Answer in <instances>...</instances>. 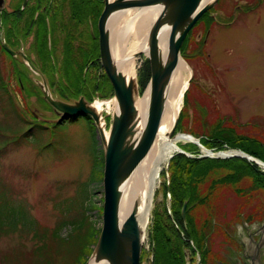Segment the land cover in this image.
I'll return each instance as SVG.
<instances>
[{
  "label": "rangeland",
  "instance_id": "rangeland-1",
  "mask_svg": "<svg viewBox=\"0 0 264 264\" xmlns=\"http://www.w3.org/2000/svg\"><path fill=\"white\" fill-rule=\"evenodd\" d=\"M133 9L136 8L127 9L125 12ZM210 10L213 20L208 24L204 19L197 20L198 24L189 37L190 43L181 54L189 67L188 75L192 74L186 89V103L184 105L183 97L181 106V109L184 106L182 127L191 128L196 134L206 135L213 124L223 120L225 127H233L239 134L253 135L264 142V0H217ZM0 39L4 41L3 29H0ZM30 40L28 37L20 46L25 52L31 50L28 48ZM56 49L59 58L61 46L57 44ZM42 54L46 55L45 51L40 52V57ZM65 54L63 66L57 64L50 70H44L42 64L40 67L34 66L44 77L54 97L69 102L80 96H84L91 103L100 101L103 104L101 115L104 128L108 131L110 116L114 112V96L109 79L108 84L104 79L107 75L102 67V75L98 66L83 69V73L86 70L84 84L77 89L73 84L78 83L83 74L78 77L79 68L71 66L68 52ZM31 55L35 61L38 59L32 53ZM136 58L135 80L138 83L147 57L141 52L136 54ZM22 62L19 56L10 57L0 50V76L7 89L6 93L0 91V148L4 149L0 152V191H5L14 201L26 206L41 225L52 228L61 217L55 203L74 198L82 183L85 187L84 182L91 173L94 151L88 134V123L83 118L74 123L68 122L63 133L55 138L47 134L39 138H16L26 127L15 117L13 111L17 108L26 121L33 122L36 119L46 128L51 127L58 119V115L43 99L41 90L34 83L33 79L41 81V77ZM95 84L99 86L94 87ZM96 132L98 145L102 149L99 133ZM178 145L187 150L191 148L186 140L178 141ZM229 150L231 149H226L225 152ZM190 151L194 152H188L189 154L198 153L199 156L219 155L198 145ZM170 158L161 168L159 184L145 228L143 248L147 251L150 250L148 228L152 212H162L165 204L169 207V197L166 199L163 196V184L165 181L168 184V179L162 172L166 171ZM208 183L209 181L203 186L202 192L206 191ZM239 186L244 189L243 197L230 188H224L219 191L218 199L213 200V205L219 210L218 216L214 210L216 218L223 228L230 231L236 224L233 221L238 210L242 214L237 222L240 231L241 220H257L256 224L264 222V189L254 188L251 177L248 176L239 182ZM86 188L95 192L94 200L98 206L88 214L101 228L102 209L100 212L99 208L103 201L102 183L100 186L91 185ZM205 208L200 206L193 211L199 224L207 217ZM76 210L67 218H81V212ZM83 223L86 224L85 221ZM67 227L70 225L63 229L62 235L70 231ZM210 235L209 257L220 256L221 250L228 243V237L223 230H216ZM32 246L33 242L27 235L13 233L1 236L0 264H4L1 263L4 253L19 248L29 250ZM147 256L143 257L141 264H149L150 259Z\"/></svg>",
  "mask_w": 264,
  "mask_h": 264
},
{
  "label": "trees",
  "instance_id": "trees-1",
  "mask_svg": "<svg viewBox=\"0 0 264 264\" xmlns=\"http://www.w3.org/2000/svg\"><path fill=\"white\" fill-rule=\"evenodd\" d=\"M45 3H47V1L39 0L38 2L39 6ZM81 4L82 3H80V5ZM28 12L29 17L27 21L29 23H27V33L33 28H35L36 31L38 30L39 43L36 49L39 52H43L47 49L46 20L44 16L40 15L35 18L34 9L28 10ZM203 19L206 21V24L211 23V20H213L212 17L209 16L208 10L201 15L199 20ZM197 24L198 22L194 24L186 35L180 48L181 54L185 50L186 45L190 43L189 37L192 35L193 29ZM0 29L4 30V9H0ZM199 41L201 42V40ZM69 46L70 43H68V47ZM0 50L5 53L1 43ZM85 61L86 60H83L82 64L79 66L78 77H81L82 73V78L78 83L76 82L73 84L77 89H80L84 84L82 81L85 80L83 79L85 74L82 70L84 69ZM101 67L102 66L99 67L100 72L102 70ZM149 78L150 67L148 60H146L138 80L140 93L145 90ZM104 79L106 82L108 81L107 76H104ZM106 84H108V82ZM98 86L99 85L95 84L94 87ZM102 88H104V86H102ZM0 91L2 93L7 92L1 76ZM187 94L188 91L186 90L184 94V105L186 103ZM7 99L13 102L12 98L8 97ZM13 112L15 113V117L26 125L24 130L16 136L18 140L30 137L39 138L44 134L50 135L51 138H55L63 133L68 122L74 123L78 121L79 118L85 119L88 123V134L94 151V160L89 178L84 182L86 184L85 187L82 183L78 186V191L74 198H66L55 203V207L61 213V217L52 228L41 225L39 221L30 214L26 206L21 202L14 201L5 191H0V237L19 233L20 235L29 236L33 242V246L29 250L19 248L10 253H4L1 263L84 264L100 232V227L96 225V221L91 219L88 214L90 211L98 208L94 200L95 192H92L91 188H86L91 185L100 186L102 183L103 153L100 145H98L96 127L90 117L84 116L76 119L71 118L63 120L46 128L43 126L42 122L40 123L36 119H34L33 122L26 121L18 108ZM183 119L184 106L180 111L176 131L187 132L195 137H199L200 143L205 148L214 152L226 149L241 150L264 162V142L259 137L239 134L235 128L229 126L225 127V122L223 120L213 124V127L208 130V134H196L191 128L184 129L182 127ZM188 146H191V148H189L190 150L197 147L196 144L191 142H189ZM181 148L187 152H194L183 147ZM1 151H4V149L0 148V152ZM191 154L192 156H187L180 152L174 153L169 160L166 171L164 170V172H162L163 176L168 179V184L167 181L163 184V196L166 199L167 196L169 197V207L167 208L168 205L166 206L165 204L162 207V212L153 210L151 224L148 228L150 250H142L141 262L144 256L146 257L151 254L152 262H150V264H184L185 255L188 252L192 255V258H194L196 254H199L202 264H205V258L207 257L208 259V255H210V234L216 230H223L224 232L223 225H220V221H218L215 216V214L218 216L219 210L213 205V200L216 201L218 199L219 191L224 188H230L235 194L243 197L242 194L244 189L239 186V182L247 176L251 177L254 188L264 189V170L262 171L258 165L249 162L245 158L200 157L198 153ZM208 181L209 183L206 186V191L202 192L203 186ZM184 201H187L185 221H183L181 217V208ZM200 206L206 207L205 209L207 211V217L201 221L203 222L202 224H199V221L193 215V211ZM99 209L101 212L102 206ZM74 210H79L82 217L79 219H74L73 217L68 219L67 216ZM241 217L242 214L239 213L238 210L233 222L237 223ZM84 221L86 224L83 223ZM68 225H70V227H67L70 228V231L66 235H62L63 229ZM213 226L216 227L212 228ZM208 263L215 264V260L209 259Z\"/></svg>",
  "mask_w": 264,
  "mask_h": 264
},
{
  "label": "water",
  "instance_id": "water-1",
  "mask_svg": "<svg viewBox=\"0 0 264 264\" xmlns=\"http://www.w3.org/2000/svg\"><path fill=\"white\" fill-rule=\"evenodd\" d=\"M26 0L24 1L25 4ZM217 0L204 3L203 0H104V7L98 19L99 29V56L102 67L112 88L116 111L110 116L108 131L105 130L101 112H97L92 103L84 96L72 102L54 97L42 74L36 69L27 56L20 52L25 64L41 81L33 79L42 92L43 99L58 115L56 123L63 120L76 119L88 116L91 118L102 142L103 175H102V213L101 228L95 245L84 264L106 262L107 264H141V252L145 237V228H141L137 220L138 203L135 202L126 219L121 222L119 217L121 187L130 173L135 169L142 158L149 152L159 131L164 109V92L170 80L175 65L181 56V45L203 13L210 9ZM4 0H0V9H3ZM162 6L161 13L153 21L147 38V53H145L150 67V78L145 89H149V104L145 125L137 130V111L135 97L140 93L135 79L127 80L122 75L112 59L110 51V17L127 9ZM162 26L169 28L168 43L165 54L162 56L158 43V32ZM3 49L16 55L6 42L0 39ZM192 79L190 73L188 84ZM183 93V97H184ZM182 106V105H181ZM181 110V109H180ZM180 110L177 113L170 136L182 133L191 137L192 143L207 150L200 138L189 133L176 131ZM37 116L35 113H33ZM107 134V137L105 136ZM231 151V150H229ZM238 153L221 155H202L215 158L242 157L249 162L264 168V162L241 150ZM176 152L192 156L179 147ZM218 151L216 153H222ZM225 152V151H224ZM174 154V153H173ZM172 157V155L170 156ZM201 157V156H200ZM187 201L183 202L181 217L185 221Z\"/></svg>",
  "mask_w": 264,
  "mask_h": 264
},
{
  "label": "flooded vegetation",
  "instance_id": "flooded-vegetation-1",
  "mask_svg": "<svg viewBox=\"0 0 264 264\" xmlns=\"http://www.w3.org/2000/svg\"><path fill=\"white\" fill-rule=\"evenodd\" d=\"M24 1L4 0V41L12 51L17 53L14 56L4 49L6 54L10 57L19 56L25 64L20 54L23 52L34 65L42 64L44 70H50L57 64L63 66L65 52H68L71 66L76 68H79L83 60H86L84 69L102 66L99 56L98 19L104 7V0H43L47 3L41 6L38 4L39 0H26L25 4ZM31 9L35 11V18L40 15L46 20L47 49L45 53L47 56L42 54L40 57V52L36 49L39 43L38 30L33 28L27 33L28 10ZM210 9L208 13L212 17ZM28 37L31 39L28 48L38 58H36L37 62L30 52L20 48ZM68 43H70L69 47ZM57 44L61 46L62 52L59 58L56 55ZM85 72L86 70L84 74ZM256 223L257 220H241L242 231L238 230L237 223L231 231L224 227L228 237L227 245L221 250L220 256L209 257L208 255L209 258L206 257L204 263L209 264L208 260L211 259L215 260V264H264V222ZM184 260V264H202L199 254L192 258V255L187 252ZM150 262H152V256L149 264Z\"/></svg>",
  "mask_w": 264,
  "mask_h": 264
},
{
  "label": "bare ground",
  "instance_id": "bare-ground-1",
  "mask_svg": "<svg viewBox=\"0 0 264 264\" xmlns=\"http://www.w3.org/2000/svg\"><path fill=\"white\" fill-rule=\"evenodd\" d=\"M211 0H203L207 3ZM162 6L155 5L133 9L130 12L116 13L108 22L110 28V51L118 71L129 79H136V53H147L148 32L153 21L161 13ZM169 28L162 26L158 32L159 49L162 56L165 54L168 43ZM189 67L182 57H179L170 80L164 92V109L156 139L149 152L142 158L135 169L123 183L120 201L119 217L123 222L130 213L135 202L138 203L137 220L140 227L146 228L152 208L155 190L159 184L161 168L173 152L178 148V141H191V137L178 133L173 137L170 131L173 127L178 111L183 102V93L187 87ZM149 104V89L135 97L137 111V130H141L147 118ZM102 103L95 101L92 106L97 112L102 111ZM114 103V110L116 111ZM108 133H105L107 137ZM192 143V142H191ZM238 153L237 150L218 153L221 156ZM92 264H107L106 262Z\"/></svg>",
  "mask_w": 264,
  "mask_h": 264
},
{
  "label": "built area",
  "instance_id": "built-area-1",
  "mask_svg": "<svg viewBox=\"0 0 264 264\" xmlns=\"http://www.w3.org/2000/svg\"><path fill=\"white\" fill-rule=\"evenodd\" d=\"M148 250H149V248H148ZM149 257L151 258V255H149ZM150 258H149V259H150Z\"/></svg>",
  "mask_w": 264,
  "mask_h": 264
}]
</instances>
